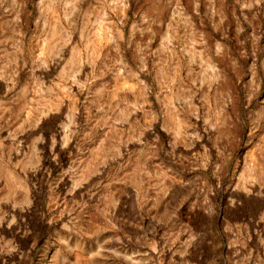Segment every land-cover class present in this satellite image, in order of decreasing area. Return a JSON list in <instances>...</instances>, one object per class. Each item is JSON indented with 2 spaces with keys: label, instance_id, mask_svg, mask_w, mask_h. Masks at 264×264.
Segmentation results:
<instances>
[{
  "label": "rangeland",
  "instance_id": "374dc122",
  "mask_svg": "<svg viewBox=\"0 0 264 264\" xmlns=\"http://www.w3.org/2000/svg\"><path fill=\"white\" fill-rule=\"evenodd\" d=\"M0 264H264V0H0Z\"/></svg>",
  "mask_w": 264,
  "mask_h": 264
}]
</instances>
